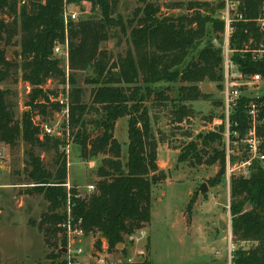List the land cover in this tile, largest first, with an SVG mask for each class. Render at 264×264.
I'll list each match as a JSON object with an SVG mask.
<instances>
[{
	"label": "trees",
	"instance_id": "16d2710c",
	"mask_svg": "<svg viewBox=\"0 0 264 264\" xmlns=\"http://www.w3.org/2000/svg\"><path fill=\"white\" fill-rule=\"evenodd\" d=\"M119 1L0 0V84L19 75L31 86L26 102L30 111L24 112L20 120L15 118L9 90L0 87V143L12 148L21 140L28 147L24 181L32 186L27 193L41 195L45 202L38 220L28 224H34L42 234L49 248L46 257L51 262L61 256L57 251L66 246V232L61 225L68 221L71 229H82L85 236L95 238V250H100V240L104 238L108 252L148 226L152 185L164 176L158 166V141L146 104L151 100L160 106L173 102L172 122L180 125L193 116L186 103L206 97L198 83L208 80L221 89L220 49L205 36L208 27L216 36L223 33L224 24L212 16L208 2H190L186 7L192 11L190 14L174 17L162 14L155 2L138 0L140 5L131 16L123 18L117 13ZM80 3L97 9L100 16L79 18L65 25V7ZM263 5L264 0L242 1L239 10L247 21L234 24L232 48L240 49L250 38L253 42L264 39V34L248 21L258 15ZM200 7L207 8L205 13ZM216 7L220 9L221 4ZM121 36L125 37L126 49L114 57L102 45ZM16 37L19 60L8 59L5 47L15 43ZM64 43L68 50L67 68L61 66L63 59L53 53L56 45ZM234 59L243 72H259L264 77V59L254 62L249 56L242 58L238 54ZM89 70L84 81L94 86L87 104L76 75ZM51 79L58 80L61 91L43 88ZM176 81L184 85L177 89L175 98H170L164 84ZM60 95L68 99V130L79 147L80 157L89 160L103 156L92 192L66 187L64 137L47 134L35 120L37 115L60 112L62 106L56 101ZM242 109L241 105L230 117V121H238L240 133L245 128ZM89 114L94 117L88 120ZM124 117L127 155L123 163L114 127ZM217 127L201 136L199 146L195 140L190 141L178 155V161L192 157L197 163L218 166L214 181L226 178L225 149L220 148L224 126ZM258 132L264 151V122ZM36 150L52 152L50 166ZM229 209L233 242L249 244L238 245L232 251L231 263L264 264V166L255 162L249 176L230 177Z\"/></svg>",
	"mask_w": 264,
	"mask_h": 264
},
{
	"label": "rangeland",
	"instance_id": "374dc122",
	"mask_svg": "<svg viewBox=\"0 0 264 264\" xmlns=\"http://www.w3.org/2000/svg\"><path fill=\"white\" fill-rule=\"evenodd\" d=\"M159 5L161 13L168 16L190 14L186 7L190 2H208L213 10L212 16L219 19L218 1L216 0H149ZM20 5V3L18 2ZM140 5L138 0H120L117 13L123 18L130 17L134 8ZM69 9L77 12V18L99 17L97 9H90L86 3L70 4ZM207 8H201L205 13ZM4 18L8 19L4 16ZM220 34V33H219ZM215 35L208 27L205 40L213 45L221 42L222 35ZM15 43L5 47L8 59L17 58L19 52L18 37ZM13 41V42H14ZM115 57L123 54L126 49L125 37L109 40L102 45ZM19 60V58H17ZM61 66H65L64 62ZM89 71L78 72L77 86L82 88L83 101L90 104L91 89L94 85L84 79ZM16 79V81H13ZM186 84V83H185ZM184 85L179 81L164 84L166 94L175 98L177 89ZM215 82L208 80L198 83L205 98L186 103L193 110V116L186 122L177 125L172 122L171 108L160 106L149 101L146 105L151 116L152 130L158 141L157 161L164 178L152 185L151 217L148 226L135 232L127 238L122 246H117L113 252H107L105 261L100 264L117 262H147L148 264H232V251L238 245L248 247L247 243L233 242L230 214V178H220L214 181L218 166L206 165L203 161L197 163L189 157L178 161L180 150L195 140L199 146L201 136L218 129L215 120L223 119L221 91ZM0 87L9 90L8 98L13 104L15 118L20 120L24 112H29L27 105L31 86L20 79L11 77ZM264 92V81L261 85ZM44 89L62 90L57 79H51L43 85ZM66 113L53 112L46 116L35 117V120L53 129L57 135L64 137L65 152L68 166L67 182L86 193V187L96 181V170L102 155L89 160L80 157L79 147L73 143V137L68 130ZM92 114L86 118L91 119ZM88 129H92L88 126ZM55 136V135H54ZM114 137L121 145V160L126 161L127 118H120L114 127ZM224 147V139L220 148ZM28 147L20 140L14 147L0 143L3 154L0 169V264H48L51 262L46 255L49 248L44 244L43 236L34 224L29 221L38 220L40 212L45 209L41 195L28 194L32 185L27 184L25 163ZM43 162L50 166L52 152L36 150ZM10 168L7 171V168ZM15 183V184H14ZM205 185V191L200 186ZM94 237L91 235L79 237L73 246H82L83 255L76 260L80 264H99L95 257V249L90 247ZM102 245L106 240L101 238Z\"/></svg>",
	"mask_w": 264,
	"mask_h": 264
},
{
	"label": "built area",
	"instance_id": "2783aa9c",
	"mask_svg": "<svg viewBox=\"0 0 264 264\" xmlns=\"http://www.w3.org/2000/svg\"><path fill=\"white\" fill-rule=\"evenodd\" d=\"M221 7L219 9V20L224 24V30L221 42L217 41L215 46L220 49L221 56V96L223 119L215 120L216 125H223L222 132L224 139V149L226 155L225 174L229 179L231 176L247 177L251 172V168L255 162L264 166V151L262 148V140L259 135V127L264 122V92L262 83L264 77L259 72L247 73L243 72L234 56L238 54L240 57L249 56L254 62L264 59V39L258 42H253L250 38L245 42L240 49H235L230 46V36L234 31V24L244 19L243 13L239 10L243 0H216ZM24 3V1H21ZM70 5V4H69ZM67 5L63 12V20L66 25L68 21L77 20V12L69 9ZM252 21L259 32L264 34V5L261 7L258 15L255 18L249 19ZM54 55L61 57L67 68V44L56 45L53 51ZM56 101L62 106V112L68 115V99L64 95H60ZM242 105V111L245 118V128L242 133L238 130L239 123L237 120L230 121V117L234 115L237 109ZM43 131L47 134L59 136L53 132V129L43 125ZM3 154L0 150V169ZM234 158V160H232ZM69 188V183H66ZM87 192L94 191V185L89 184L86 187ZM61 228L66 232V249L64 254H61L55 262L48 264H80L76 259L83 255L84 249L82 246H73L74 242L79 237L85 236L82 229H71L70 222L61 225ZM231 236V231L229 232ZM131 236V235H130ZM130 236L128 238H130ZM94 248L91 244L90 250ZM107 246L101 245L100 250H95L97 263L105 261Z\"/></svg>",
	"mask_w": 264,
	"mask_h": 264
},
{
	"label": "water",
	"instance_id": "95a60500",
	"mask_svg": "<svg viewBox=\"0 0 264 264\" xmlns=\"http://www.w3.org/2000/svg\"><path fill=\"white\" fill-rule=\"evenodd\" d=\"M205 185L204 184H202L201 186H200V190L202 191V192H204L205 191ZM118 246H122V244H118ZM66 252V249L65 248H60L58 251H57V254H64Z\"/></svg>",
	"mask_w": 264,
	"mask_h": 264
},
{
	"label": "crops",
	"instance_id": "0c3cea01",
	"mask_svg": "<svg viewBox=\"0 0 264 264\" xmlns=\"http://www.w3.org/2000/svg\"><path fill=\"white\" fill-rule=\"evenodd\" d=\"M1 167H4V165H3V164H1ZM9 170H10V168L8 167V168H7V171H9Z\"/></svg>",
	"mask_w": 264,
	"mask_h": 264
}]
</instances>
